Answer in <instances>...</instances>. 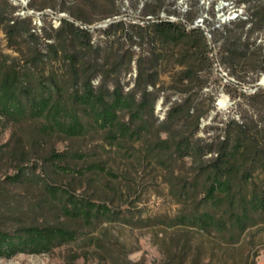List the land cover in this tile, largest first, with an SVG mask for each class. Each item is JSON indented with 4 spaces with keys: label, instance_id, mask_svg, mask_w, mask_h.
<instances>
[{
    "label": "trees",
    "instance_id": "obj_1",
    "mask_svg": "<svg viewBox=\"0 0 264 264\" xmlns=\"http://www.w3.org/2000/svg\"><path fill=\"white\" fill-rule=\"evenodd\" d=\"M126 1L138 10L140 0ZM179 1L147 0L136 20L123 14L124 0H29L28 8L46 18L39 27L32 15L17 14L12 0H0V35L13 51L0 48V128L29 127V149L0 147V159L18 161L19 172L8 182L40 185L63 216L93 227L120 216L101 198L75 195L20 164L31 154L50 177L112 175L98 164L72 167L86 157L79 149L45 152L44 146L56 136L73 141L91 133L112 144L141 143L167 171L174 197L188 206L170 227L215 233L235 246L264 226V87L257 85L264 75V0H231L243 14L225 23L213 14L203 25L196 23L200 0H187V10ZM47 10L58 26L47 20ZM217 65L233 78L227 84L234 103L226 118L202 128L216 109L205 89ZM160 98L168 105L162 120ZM186 159L190 166L180 168ZM78 239L62 223L0 229V257L50 253ZM181 241L176 236L171 244Z\"/></svg>",
    "mask_w": 264,
    "mask_h": 264
},
{
    "label": "rangeland",
    "instance_id": "obj_2",
    "mask_svg": "<svg viewBox=\"0 0 264 264\" xmlns=\"http://www.w3.org/2000/svg\"><path fill=\"white\" fill-rule=\"evenodd\" d=\"M18 7L17 14L33 16L34 23L41 27L44 24V14L28 8L29 0H12ZM140 0L138 10L128 8L124 0L122 12L130 14L136 20L144 2ZM234 1V0H233ZM213 3L214 11L212 10ZM231 0H200V11L196 23L203 25L204 21L212 22L213 14L220 23L228 22L243 14L242 8H237ZM179 7L188 9L187 0H180ZM28 9V10H25ZM47 20L55 26L59 21L53 12ZM60 14L59 16H64ZM161 17H166L164 12ZM110 23L107 20L102 26ZM264 41V34L260 36ZM0 48L3 52L12 54L3 35H0ZM135 75V73L133 74ZM134 77V76H133ZM233 79L228 72L217 65L211 76L206 92H212V100L216 109L202 122V128L227 117L234 101L228 87V81ZM264 79L259 78L257 85ZM164 83L169 78L164 75ZM264 87V84L261 85ZM248 92L253 88L246 87ZM225 100V101H224ZM168 105L160 98L156 105V115L160 120L165 118ZM29 127L9 125L0 128V147L6 146L8 153L19 148L28 150L25 133ZM204 135V133H201ZM45 152L74 151L79 149L86 154L82 161H73L70 165L76 169L98 164L105 167L112 175L98 172H88L85 176L61 175L50 177L46 166L37 158L29 155L26 162L20 164L25 171L36 169L35 176L69 189L73 194L86 198H101L99 203H105L120 216V221L106 222L90 227L79 220H69L48 202L42 187L34 183L12 184L8 177L19 172L17 160L8 156L0 159V229L14 231L20 226H44L58 223L76 230L78 241L55 248L50 253L27 254L18 253L13 256L0 257V264H264V226L249 230L244 239L235 246H228L219 241L215 233H198L194 228L170 227V220L186 212L188 207L180 203L172 194L167 171L157 160L146 156L141 143L112 144L104 134L91 133L81 140H65L63 137H53L47 140ZM32 157V158H31ZM180 168L190 166L180 163ZM186 166V167H185ZM175 174H179L178 171ZM181 238L179 244H171L174 237ZM183 241H189L184 248Z\"/></svg>",
    "mask_w": 264,
    "mask_h": 264
},
{
    "label": "water",
    "instance_id": "obj_3",
    "mask_svg": "<svg viewBox=\"0 0 264 264\" xmlns=\"http://www.w3.org/2000/svg\"><path fill=\"white\" fill-rule=\"evenodd\" d=\"M264 84V79L259 83V85H263Z\"/></svg>",
    "mask_w": 264,
    "mask_h": 264
},
{
    "label": "bare ground",
    "instance_id": "obj_4",
    "mask_svg": "<svg viewBox=\"0 0 264 264\" xmlns=\"http://www.w3.org/2000/svg\"><path fill=\"white\" fill-rule=\"evenodd\" d=\"M225 101V100H224Z\"/></svg>",
    "mask_w": 264,
    "mask_h": 264
}]
</instances>
